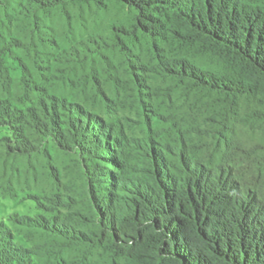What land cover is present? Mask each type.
Listing matches in <instances>:
<instances>
[{
  "label": "rangeland",
  "instance_id": "1",
  "mask_svg": "<svg viewBox=\"0 0 264 264\" xmlns=\"http://www.w3.org/2000/svg\"><path fill=\"white\" fill-rule=\"evenodd\" d=\"M38 1L0 0V245L15 249L11 258L22 264H110L101 244L56 246L39 222L90 234L91 226L77 221L83 202L105 196L106 169L118 172L102 131L116 157L144 142L165 147L176 132L189 131L186 152L236 166L229 147L213 151L208 135L192 133L219 125L217 98L166 73L160 61L217 67L144 32L138 11L121 0Z\"/></svg>",
  "mask_w": 264,
  "mask_h": 264
},
{
  "label": "trees",
  "instance_id": "2",
  "mask_svg": "<svg viewBox=\"0 0 264 264\" xmlns=\"http://www.w3.org/2000/svg\"><path fill=\"white\" fill-rule=\"evenodd\" d=\"M121 1L138 11L144 32L167 37L217 67L199 68L183 58L160 61L166 73L217 98L219 125L192 133L208 135L213 151L229 147L237 164H211L186 152L191 134L181 130L165 147L144 142L116 157L108 131H102L104 152L118 172L106 169L105 196L87 195L83 202L85 213L77 221L88 223L90 234L40 226L54 234L56 246L101 244L110 264H264V2ZM241 103L246 108L240 112ZM78 124L94 131L87 122ZM100 139L89 144L98 147ZM11 251L0 245V264L16 262Z\"/></svg>",
  "mask_w": 264,
  "mask_h": 264
}]
</instances>
